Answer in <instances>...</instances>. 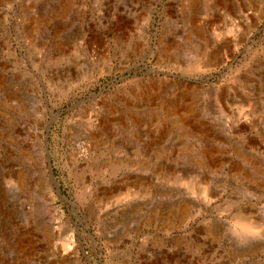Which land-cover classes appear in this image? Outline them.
I'll return each instance as SVG.
<instances>
[{"label": "rangeland", "instance_id": "374dc122", "mask_svg": "<svg viewBox=\"0 0 264 264\" xmlns=\"http://www.w3.org/2000/svg\"><path fill=\"white\" fill-rule=\"evenodd\" d=\"M0 264H264V0H0Z\"/></svg>", "mask_w": 264, "mask_h": 264}, {"label": "water", "instance_id": "95a60500", "mask_svg": "<svg viewBox=\"0 0 264 264\" xmlns=\"http://www.w3.org/2000/svg\"><path fill=\"white\" fill-rule=\"evenodd\" d=\"M142 70V69H141ZM56 186L58 187V184L56 183Z\"/></svg>", "mask_w": 264, "mask_h": 264}]
</instances>
